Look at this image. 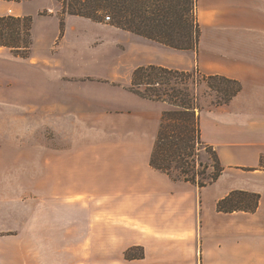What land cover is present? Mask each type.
Returning a JSON list of instances; mask_svg holds the SVG:
<instances>
[{"label":"crops","instance_id":"obj_1","mask_svg":"<svg viewBox=\"0 0 264 264\" xmlns=\"http://www.w3.org/2000/svg\"><path fill=\"white\" fill-rule=\"evenodd\" d=\"M7 2L8 12L18 11L12 15L25 14L17 8L21 2ZM197 4L198 51L177 50L179 62L189 64L148 59L145 65L198 69L242 84L229 103L199 112L201 139L224 166L220 177L199 188L151 167L162 107L126 90L121 96L112 85L118 97L112 95L100 116L112 124L93 128L92 157L77 153L70 161L62 149L60 175L46 176L43 206L53 221L50 214L38 217L44 196L36 191L23 207L11 202L12 192L0 191L6 199L0 201V264H264V0ZM133 36L147 45L138 48L143 54L158 50L151 46L174 50ZM73 161L78 168L69 167ZM85 161L89 174L80 171ZM208 188L214 192L205 217ZM234 191L258 194L256 210L218 211V202ZM6 215L14 223H6ZM129 250L144 256L128 258Z\"/></svg>","mask_w":264,"mask_h":264},{"label":"rangeland","instance_id":"obj_2","mask_svg":"<svg viewBox=\"0 0 264 264\" xmlns=\"http://www.w3.org/2000/svg\"><path fill=\"white\" fill-rule=\"evenodd\" d=\"M201 1L204 4V0ZM20 2L17 8L25 14L17 16L12 14H18V11L8 12V2L0 0V16L30 15L33 18V44L28 53L18 55L10 48L0 46V191L6 196L12 192L11 202H19L22 207L28 205V194L36 191L37 196H44L37 201L38 217L43 220L45 214H50L49 220L53 221L55 216L51 211L46 212L43 206L45 180L50 174L60 175L62 149L67 150L69 154L65 152V155L70 161L77 153L80 157H92L93 128L99 124H112V118L102 120V111L106 105H112V95L125 96L124 90L134 94L130 91L133 72L146 66L148 59L181 66L188 65L189 61L187 64L179 62L181 53L174 48L151 46L158 50L143 54L138 48L147 45L138 42L133 35L149 44L155 42L121 28L112 16L111 2L97 19L70 14V2L75 3V0ZM196 13L200 24L198 4ZM108 15L111 20H106ZM165 68L194 73L193 78L185 81V87L197 96L201 110L217 105L221 94L200 79L198 69ZM195 80H199L196 85ZM178 81V85L183 86V81ZM112 85L117 86V93H112ZM158 106L162 107L161 124L163 112L173 107L167 102H158ZM79 111L83 116L74 114ZM81 161L80 166L83 165ZM200 162L203 165L196 164L198 170H206L207 174L213 171V167H204L212 163L205 149L199 153ZM85 163L89 165L85 164L80 171L89 174L90 162ZM69 167L78 168L77 162H71ZM170 177L182 181L181 173L176 169L171 171ZM213 192L214 189L208 188L203 193L205 217L212 205ZM234 200L238 205L242 202L243 206L248 202L243 195L234 196ZM0 201L6 199L0 198ZM248 203L252 204V200ZM5 222L14 223L8 215ZM138 253L136 250L134 254Z\"/></svg>","mask_w":264,"mask_h":264},{"label":"trees","instance_id":"obj_3","mask_svg":"<svg viewBox=\"0 0 264 264\" xmlns=\"http://www.w3.org/2000/svg\"><path fill=\"white\" fill-rule=\"evenodd\" d=\"M20 2L22 0H6ZM61 1V0H60ZM198 0H75L67 5L70 14L97 19L103 8L112 3V16L121 28L143 36L156 43L177 50H197L201 27L196 13ZM79 7H78V6ZM64 6L66 4L64 3ZM67 8V6H66ZM32 16H0V46L10 48L20 55L28 53L33 44ZM194 73L168 69L157 65L141 66L134 70L131 92L148 100L167 102L173 109L163 112L162 123L151 155L150 164L155 169L171 176V171H180L182 179L198 187H205L216 181L224 171L216 150L201 139L200 107L195 94H191L185 81L193 78ZM176 79L172 83V80ZM183 86H179V81ZM211 89L221 94L217 105L229 103L242 89V84L224 75H200ZM199 80H195V85ZM199 146H202L201 148ZM202 149L210 155L213 167L198 170L199 153ZM173 178V177H172ZM243 195L248 202L245 206L236 203L234 196ZM259 204V195L234 191L217 204L218 211L253 212ZM143 257L126 252V257Z\"/></svg>","mask_w":264,"mask_h":264},{"label":"built area","instance_id":"obj_4","mask_svg":"<svg viewBox=\"0 0 264 264\" xmlns=\"http://www.w3.org/2000/svg\"><path fill=\"white\" fill-rule=\"evenodd\" d=\"M106 20H111V16H106Z\"/></svg>","mask_w":264,"mask_h":264}]
</instances>
